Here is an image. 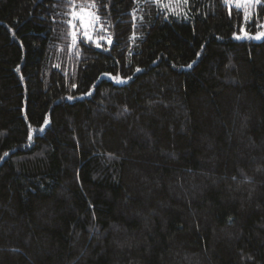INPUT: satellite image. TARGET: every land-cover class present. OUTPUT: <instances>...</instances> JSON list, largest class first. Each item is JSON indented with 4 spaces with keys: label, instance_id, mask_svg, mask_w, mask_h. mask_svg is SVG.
I'll list each match as a JSON object with an SVG mask.
<instances>
[{
    "label": "trees",
    "instance_id": "16d2710c",
    "mask_svg": "<svg viewBox=\"0 0 264 264\" xmlns=\"http://www.w3.org/2000/svg\"><path fill=\"white\" fill-rule=\"evenodd\" d=\"M75 4L0 0V264H264V0Z\"/></svg>",
    "mask_w": 264,
    "mask_h": 264
},
{
    "label": "snow or ice",
    "instance_id": "6c2138e0",
    "mask_svg": "<svg viewBox=\"0 0 264 264\" xmlns=\"http://www.w3.org/2000/svg\"><path fill=\"white\" fill-rule=\"evenodd\" d=\"M158 2V0H157ZM186 2V0H185ZM250 3V0H246L245 3L243 4H238V7H247ZM91 7H95V4H92ZM67 15L70 16V19L68 20L69 26L73 29L71 32V35L73 37V43H76V37L77 33L75 31V22L79 21L80 26L84 29V37H86L89 41L93 39V36L90 34L89 29L94 30V26L96 24H100V17L96 14H94L89 8L80 6L79 9H77V6L75 4V0H70V7ZM101 30L107 31V29H103L101 25ZM241 31L245 36H247V32L242 28ZM236 35V34H234ZM261 36H264V33H258L256 38H260ZM237 39L241 38L240 36H236ZM102 39V38H101ZM82 42V41H81ZM110 38H109V43H110ZM97 46L99 47L100 44L97 42ZM190 67V66H189ZM7 155V154H5Z\"/></svg>",
    "mask_w": 264,
    "mask_h": 264
},
{
    "label": "rangeland",
    "instance_id": "374dc122",
    "mask_svg": "<svg viewBox=\"0 0 264 264\" xmlns=\"http://www.w3.org/2000/svg\"><path fill=\"white\" fill-rule=\"evenodd\" d=\"M227 4H238L240 2H243L245 0H225ZM88 8V7H86ZM79 9V8H77ZM94 14H96L95 10L89 8ZM97 15V14H96ZM75 31L77 33V36L80 34L84 37L83 33H84V29L80 26V22L79 21H76L75 22ZM99 24H96L94 26V30L93 29H89V32L90 34L93 36V39L91 41L94 42V44L97 46V42H99L100 46L99 47H102V42H106V43H109V38H107L105 35L103 34H100L98 29H99ZM73 29L71 28L70 32H72ZM258 33H261V32H257V33H254V34H251V37L254 38V39H259V38H256L257 37V34ZM72 36V35H71ZM73 38V37H72ZM86 38V37H84ZM102 38V39H101ZM87 39V38H86Z\"/></svg>",
    "mask_w": 264,
    "mask_h": 264
}]
</instances>
